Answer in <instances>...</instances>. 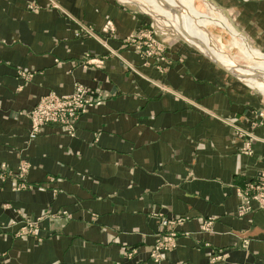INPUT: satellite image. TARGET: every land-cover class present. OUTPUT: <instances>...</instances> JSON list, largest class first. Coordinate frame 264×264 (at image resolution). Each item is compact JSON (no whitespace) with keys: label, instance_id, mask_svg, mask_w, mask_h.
<instances>
[{"label":"crops","instance_id":"1","mask_svg":"<svg viewBox=\"0 0 264 264\" xmlns=\"http://www.w3.org/2000/svg\"><path fill=\"white\" fill-rule=\"evenodd\" d=\"M127 4L0 0V165H29L27 189L0 181V264H264V210L238 215L236 194L264 170V93ZM207 4L264 58V0H197L203 22ZM153 21L162 67L125 44ZM76 84L97 103L74 135L47 125L30 140L40 98ZM226 122L256 137L252 155ZM26 218L37 233L19 237ZM163 220H180L176 247L155 262Z\"/></svg>","mask_w":264,"mask_h":264},{"label":"built area","instance_id":"2","mask_svg":"<svg viewBox=\"0 0 264 264\" xmlns=\"http://www.w3.org/2000/svg\"><path fill=\"white\" fill-rule=\"evenodd\" d=\"M152 30L153 28L151 30L147 27L143 28L127 38L125 44L134 46L144 59L153 58L156 63H159L160 67H162L160 63L170 64V61L164 55L166 50L165 45L156 39V35L153 34ZM102 32L112 36L114 34L113 25L107 23ZM76 36L78 38H95L102 41L101 37L84 25L80 26ZM96 101L94 99V92L80 84L75 85L74 92L71 95L58 96L51 93L40 98L33 110L27 115L30 121V140L36 138L47 125H57L66 134L70 136L74 135L78 120L86 113L88 107ZM256 115L262 117L263 112H258ZM226 123L234 128V138L243 142L239 148V152L244 155H252V144L256 137L236 123ZM28 169L29 165L25 162L20 163L15 172L0 165V181H5L9 178L14 179L17 181L14 187L15 191L27 189L28 185L25 177ZM236 194L239 198L238 215L242 216L249 212L252 209L253 203L257 204L259 209L264 210V170L258 173L255 178L248 181L243 188H237ZM40 221L41 218H26L22 220L16 235L19 237L36 235ZM179 223L180 220H163L162 232L157 235L155 244L150 251L153 261L159 262L164 252L173 250L176 247V233L174 229ZM217 259H220V256H217Z\"/></svg>","mask_w":264,"mask_h":264},{"label":"bare ground","instance_id":"3","mask_svg":"<svg viewBox=\"0 0 264 264\" xmlns=\"http://www.w3.org/2000/svg\"><path fill=\"white\" fill-rule=\"evenodd\" d=\"M121 1L134 5L142 10V12L145 11L152 16L159 14L160 26L164 22L168 34L180 36L191 46L216 60L239 79L247 82V85L264 93V58L256 48L248 44L246 39L232 26L228 18H225L224 14L218 9H213L212 6L207 4L208 8L216 15L215 19L217 21L221 19L227 24L224 32L227 34L231 30L235 32L237 41L234 44L230 43L229 46L231 50L235 48L238 51L237 54L232 53L231 50L226 51L216 37L206 31L203 22L196 15L194 8L182 2L179 4H172V2L168 4L167 2L170 0ZM155 19L157 20V18ZM157 22L159 25L158 20Z\"/></svg>","mask_w":264,"mask_h":264},{"label":"rangeland","instance_id":"4","mask_svg":"<svg viewBox=\"0 0 264 264\" xmlns=\"http://www.w3.org/2000/svg\"><path fill=\"white\" fill-rule=\"evenodd\" d=\"M198 1H200V0H198ZM123 2V1H122ZM172 2V4L174 3H177V4H179V3H184L185 5H187V6H190V7H192V8H194V4L197 2V0H174V1H172V0H170V1H168L167 3L168 4H170ZM126 4V3H125ZM127 5H131V4H127ZM134 6V5H133ZM134 8H137V7H134ZM161 8V7H160ZM137 9H139V8H137ZM140 10V9H139ZM197 10H199V11H201L202 13L204 12V10H203V7H202V5L201 4H199L198 6H197ZM141 11V10H140ZM205 13V12H204ZM215 17H213V21H204L203 22V20L202 19H200V17H199V19L203 22V25H204V27L206 28V31H208V32H210L211 33V35H213V36H215L216 37V39L218 40V42L221 44V46L222 47H224V49L226 50V51H230L231 50V47L229 46V44L230 43H232V44H234V43H236V41H237V38H236V35H235V32L233 31V30H231V32L230 33H226V32H224L225 31V29H226V27H227V24H225V22L223 21V20H219V21H217V19H215L216 18V15H214ZM154 18H157V20L160 22V15L159 14H157V15H155V16H153ZM225 18H227L226 16H224ZM154 21L153 22H151L148 26H147V28L149 29V30H151L152 29V27H153V34H160L159 32H162L163 31V29H161L160 27H158V26H156L155 25V28H154ZM208 24H211L210 26H207ZM234 27V26H233ZM235 28V27H234ZM162 30V31H161ZM164 33H165V31H163ZM100 37V36H99ZM156 37V36H155ZM81 38V37H80ZM157 39V38H156ZM158 40V39H157ZM125 45V44H124ZM225 45V46H224ZM132 47H134V46H132ZM135 48V47H134ZM136 50V49H135ZM232 53H234V54H237L238 53V51L235 49V48H232ZM239 55V54H238ZM247 83V82H246ZM150 257H151V255H150ZM152 259V258H151Z\"/></svg>","mask_w":264,"mask_h":264},{"label":"water","instance_id":"5","mask_svg":"<svg viewBox=\"0 0 264 264\" xmlns=\"http://www.w3.org/2000/svg\"><path fill=\"white\" fill-rule=\"evenodd\" d=\"M229 22L233 25V21L231 19H228ZM210 58V57H209ZM211 60H213V62H215L218 66H220L221 68H223L224 70H226L227 72H229L231 75L237 77L235 74H233L232 72H230L229 70H227L225 67H223L220 63H218L216 60L210 58Z\"/></svg>","mask_w":264,"mask_h":264}]
</instances>
